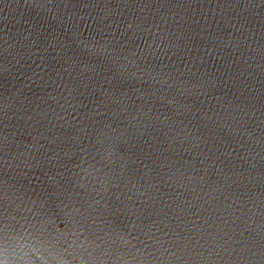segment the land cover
Returning a JSON list of instances; mask_svg holds the SVG:
<instances>
[{
    "label": "water",
    "instance_id": "95a60500",
    "mask_svg": "<svg viewBox=\"0 0 264 264\" xmlns=\"http://www.w3.org/2000/svg\"><path fill=\"white\" fill-rule=\"evenodd\" d=\"M0 264H264V0H0Z\"/></svg>",
    "mask_w": 264,
    "mask_h": 264
}]
</instances>
